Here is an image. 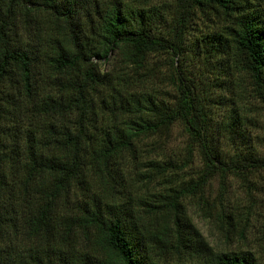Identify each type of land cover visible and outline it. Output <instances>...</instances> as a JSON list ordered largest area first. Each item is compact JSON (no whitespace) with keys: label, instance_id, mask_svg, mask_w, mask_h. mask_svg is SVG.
<instances>
[{"label":"trees","instance_id":"1","mask_svg":"<svg viewBox=\"0 0 264 264\" xmlns=\"http://www.w3.org/2000/svg\"><path fill=\"white\" fill-rule=\"evenodd\" d=\"M174 1L170 41L151 0H0V264H258L249 252L214 251L181 201L202 195L216 171L264 169V156L237 146L224 157L185 76L172 102L138 88L149 56L177 54L184 20L211 9L231 22L226 36L204 42L232 52L264 110V12L258 0ZM112 51L131 72L102 70ZM239 119L222 125L249 144ZM176 121L203 168L196 180L142 200L123 186L120 164L127 154L140 162L139 142ZM140 166L151 169L138 172L141 181L166 170L149 158Z\"/></svg>","mask_w":264,"mask_h":264},{"label":"rangeland","instance_id":"2","mask_svg":"<svg viewBox=\"0 0 264 264\" xmlns=\"http://www.w3.org/2000/svg\"><path fill=\"white\" fill-rule=\"evenodd\" d=\"M259 2V3H258ZM264 12V0H258ZM149 8L158 10V32L172 41L176 21L174 0H151ZM231 20L219 11H194L183 22L182 47L177 54L170 49L153 52L147 62L149 75L141 91H152L159 99L175 98L179 77L185 76L200 94L210 114V135L224 157L239 146L264 156V110L252 92L247 73L236 64L232 52L222 53L204 41L208 34L227 35L225 26ZM100 63L108 76L116 77L126 70L115 51ZM237 115L249 144L240 145V137L225 131L223 122ZM239 144V145H238ZM139 161L127 154L121 162L124 187L142 200L153 201V195L164 194L169 188L179 187L190 179L196 180L203 168L197 143L189 137L185 124L174 122L163 132L139 142ZM153 159L165 167L162 174H153L151 181L138 180V172L146 169L142 162ZM146 170L150 171V168ZM187 216L205 241L216 252H249L258 264H264V169L245 172L216 171L207 180L203 193L182 199Z\"/></svg>","mask_w":264,"mask_h":264}]
</instances>
